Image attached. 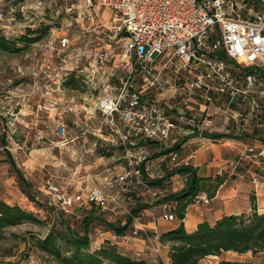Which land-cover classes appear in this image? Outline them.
Wrapping results in <instances>:
<instances>
[{
	"label": "built area",
	"instance_id": "obj_1",
	"mask_svg": "<svg viewBox=\"0 0 264 264\" xmlns=\"http://www.w3.org/2000/svg\"><path fill=\"white\" fill-rule=\"evenodd\" d=\"M83 1L76 34L65 33L49 43L58 62L43 64L37 75V111L53 116L55 134L66 138L64 118L80 120L72 140L82 146L77 171L93 184L85 195L67 194L47 179V204L54 211L89 206L111 222L130 215L132 194L139 197L142 190L150 205L164 198L170 190L150 187L146 180L162 178L163 163L169 168L189 163L179 161L178 151L150 160L149 144L160 151L192 138L241 141L239 159L264 158V0ZM102 8L111 11L107 22L99 20ZM70 76L96 100L94 108L56 91L66 88ZM93 142L108 154L100 159L118 168H105L99 186L87 167L86 146ZM169 179L170 192L186 182L179 174ZM251 181L256 188L261 185L255 176ZM200 200L207 202V196L199 194L195 202ZM172 205L163 202L159 213L140 211L132 219L129 238H141L159 253V234L145 230L143 219L173 221Z\"/></svg>",
	"mask_w": 264,
	"mask_h": 264
},
{
	"label": "rangeland",
	"instance_id": "obj_2",
	"mask_svg": "<svg viewBox=\"0 0 264 264\" xmlns=\"http://www.w3.org/2000/svg\"><path fill=\"white\" fill-rule=\"evenodd\" d=\"M80 12H84L83 0H0V36L6 38L11 42L13 51L0 50V93H8L11 89H18L20 91H35L37 88V80H41L40 73L43 64L52 65L57 64L58 60L54 50L47 47L50 42H53L56 37L65 33L76 34L79 22ZM98 12H111L106 8L99 9ZM104 14L103 17H99L102 22L109 21V14ZM78 20V22L76 21ZM85 24L86 22L83 21ZM71 24V25H70ZM113 24L108 22V26ZM40 32V40L36 43H32L28 46H24L21 42H18V38L22 35H28L35 33L38 35ZM55 44L54 42L52 43ZM62 95L68 99H73L75 102L82 103V105H88L91 108L95 106V99L86 96L81 91H72L70 89H59ZM18 108V107H17ZM13 111H18L16 108L7 113L5 117H0L4 122L11 121L14 118L11 114ZM42 115V114H41ZM62 116H67L61 114ZM96 115V114H95ZM43 116V115H42ZM79 117L80 114H79ZM64 118L66 124V138H60L55 134L56 122L51 118L44 116L43 120L45 125L37 129L27 127L25 130H14L12 125L6 126V131L3 132V140L0 141V147L3 150L0 151V200L10 204L18 205L21 208L32 212L39 221L24 222L14 227H8L4 230L0 237V263L11 264H61L56 259L47 255L45 252L40 251L36 247V240H40L45 237L49 230L53 227L56 229L64 230L66 226L73 230L79 231L81 229V222L83 218H95L90 223L91 232V248L96 249L100 247L106 240L116 245L120 252L130 256L143 260L147 264H165V251L168 249V244L161 243L159 253H150L145 247H151L147 242L139 243L135 238H129L131 236L132 225L127 229L126 234L129 236L123 240L121 237L114 233L113 230L106 224L105 217L95 211L94 208L89 206L79 207L77 205L71 207L68 212L54 211L55 206L47 204V193L45 189V182L51 178L54 183L62 189L64 193L75 194L76 192H85L93 184L87 180V174L78 169V157L82 151V146L77 141H72L80 131V120L77 117L67 119ZM84 119V118H83ZM68 120V121H67ZM55 122V123H54ZM96 120L94 125L97 124ZM54 124V125H53ZM93 124V123H91ZM40 131V132H38ZM2 136V135H1ZM41 136V143L35 144V148H40L42 154L34 155L30 157L31 164L35 167H30L31 172V190L36 198L35 202L30 201L26 195L20 191L18 181L14 177V169L8 161L7 153L10 154L14 149H18L17 145L25 142L27 146L32 147L31 143L34 139ZM91 138L94 135H90ZM80 144V145H79ZM6 146V148H5ZM166 148L170 147L164 145ZM162 146V147H164ZM88 149L87 161L90 167L89 172L93 177L96 185L103 181L106 173L104 169L111 166L113 171H117V166L112 164V161H107L106 158L100 159V154L104 151L101 147H95V143H90L86 146ZM25 149V148H24ZM148 151V158L151 160L157 156L158 148L152 144L146 147ZM163 150V149H162ZM15 152V151H14ZM17 152V151H16ZM28 153V152H27ZM17 157V155L15 154ZM22 161L27 160L23 155L20 156ZM12 159V157H11ZM233 165L226 163V171L234 166L239 169L238 176L241 183H245L246 187L243 191H250L248 194L255 195L257 206L260 209L264 208V158L254 160L239 159V155L231 157ZM13 160V159H12ZM21 160H17L19 167L23 173L24 165ZM38 162L43 164V167H38ZM37 166V167H36ZM230 168V169H229ZM77 171V175L73 174V171ZM225 169H220L219 172L224 174ZM13 175V176H12ZM257 177L258 181L262 185L255 187L251 179ZM236 177V176H235ZM233 176V178H235ZM169 190H172V183L170 179L167 181ZM239 183V182H237ZM91 185V186H90ZM99 186V185H98ZM262 189V190H260ZM258 191V194H256ZM139 198L145 201H151L146 193L140 191ZM241 199V198H240ZM157 202V200L155 201ZM100 214L101 216H99ZM96 218H101L97 220ZM127 216L121 214L120 217L113 218L111 224H118L122 226L125 224ZM141 239V238H136ZM133 243L140 244L139 247H133ZM162 245L165 248H162ZM241 261V262H261L264 260V253L253 257L251 253L236 254L228 252L221 257L206 258L202 264H208L209 262H218L221 260Z\"/></svg>",
	"mask_w": 264,
	"mask_h": 264
},
{
	"label": "trees",
	"instance_id": "obj_3",
	"mask_svg": "<svg viewBox=\"0 0 264 264\" xmlns=\"http://www.w3.org/2000/svg\"><path fill=\"white\" fill-rule=\"evenodd\" d=\"M40 35V32L38 35L35 33L22 35L18 38V42L28 46L39 41ZM13 49L18 50V48L11 47L9 40L0 36V50L13 51ZM64 86L72 91H85L83 86L71 76L66 79ZM212 137L221 138L222 135L213 134ZM149 145L152 146V144ZM179 149L180 144H175L170 148L160 150L155 157H167L168 154L177 152ZM7 157L14 169L20 191L30 201L35 202L31 181L17 168L9 153H7ZM162 167L165 173L162 178L146 180L150 187L169 189L166 181L175 174L186 177L184 187L177 192H166L164 198L152 205L132 194L133 205L125 224L119 226L111 224V222L106 223L116 235H124L132 224L133 217L138 216L140 211L158 208L163 202L169 201L173 203L172 213L180 220L177 227L159 235L160 241L168 244L169 264H199L202 259L221 257L228 252L251 253L253 257L264 253V208L260 209L257 206L255 195L249 197L250 208L248 211L224 215L213 224L203 221L194 231L188 232L183 224L188 206L193 204L196 196L201 193H204L209 199L213 198L217 190L224 184L226 177L223 175L199 176L197 168L190 164L169 168L163 163ZM95 211L98 212L97 209ZM96 219L100 220L101 218ZM93 220L95 218H83L79 231L67 226L64 230L52 227L44 238L36 240V247L61 264H147L143 260L123 254L109 240H106L100 247L92 249L90 223ZM39 221L32 212L0 200V237L8 227H14L24 222L39 223ZM218 264H264V260L241 262L221 259Z\"/></svg>",
	"mask_w": 264,
	"mask_h": 264
},
{
	"label": "crops",
	"instance_id": "obj_4",
	"mask_svg": "<svg viewBox=\"0 0 264 264\" xmlns=\"http://www.w3.org/2000/svg\"><path fill=\"white\" fill-rule=\"evenodd\" d=\"M105 13L106 12H104L103 15ZM106 14L108 15L109 13ZM39 101L40 94L29 95L27 91H20L18 89H11L5 94L0 93V117H5V115L10 113V111L14 108L18 110L13 111V114L11 115L14 118H12L9 122L5 123L4 120L0 118V141L3 139V132L6 131L5 129L8 125H12L14 130H17V128L25 130V128L29 126L30 128L37 129L38 125L39 127L45 125V121L43 120L45 115L42 114V116L41 113L37 111ZM40 139L41 136L34 139V141H32L33 143H31L32 147L27 146V144L23 142L21 145H17L18 149H14L13 152H11V157L17 167H19L17 160L22 161L20 158L21 155L27 158V160L22 161V165H24V169L22 171L23 175L30 181H32V170L30 167H35L34 164H31L30 157H33L34 155H39L38 157H41V149L34 147L35 144L41 143ZM240 145H242L241 141L218 140L211 142L207 140L201 141L198 138H192L188 142L180 145V149L178 150L179 161H187L190 165L196 167L199 176H216L218 175L220 169H225L224 174L221 175L226 177L224 184L217 190L213 198L209 199L207 197V202L200 200L188 206L185 218L183 219L186 231H194L198 224L203 221L213 224L224 215L239 214L249 210L250 196L248 194L250 191H243L246 184L241 183L240 181V177L238 176L240 170H237L238 167L234 166V169L229 168L230 170L226 171V163H230V166L233 165L231 157H235V155L241 151L242 147ZM1 150H3L2 146L0 147V151ZM251 161L255 163L254 160H250V162ZM35 165H38L39 168L43 167L41 162H38ZM87 167H92V165H88ZM233 176L236 177L233 178ZM12 178L16 179L15 176ZM260 186L262 187V185ZM256 194H258V191ZM154 211L159 213L158 208H155ZM179 223L180 220H178V218L173 221L158 220L157 222H152L149 217H146L143 219L142 225L145 230L157 232L160 235L163 232L177 227ZM134 240H138L139 243H145L142 239ZM139 243H133V247H139ZM145 248L146 250H149L150 253H154L151 247L148 246ZM162 248H165V246L162 245ZM204 260L205 259H202L199 264H202ZM164 263L169 264L168 249L165 251ZM208 264H217V262H209Z\"/></svg>",
	"mask_w": 264,
	"mask_h": 264
}]
</instances>
